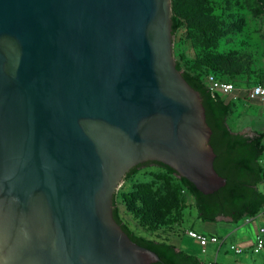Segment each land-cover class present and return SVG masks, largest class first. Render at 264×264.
<instances>
[{
  "label": "water",
  "instance_id": "obj_1",
  "mask_svg": "<svg viewBox=\"0 0 264 264\" xmlns=\"http://www.w3.org/2000/svg\"><path fill=\"white\" fill-rule=\"evenodd\" d=\"M212 135L172 0H0V264L159 262L115 196L147 162L217 192Z\"/></svg>",
  "mask_w": 264,
  "mask_h": 264
},
{
  "label": "trees",
  "instance_id": "obj_2",
  "mask_svg": "<svg viewBox=\"0 0 264 264\" xmlns=\"http://www.w3.org/2000/svg\"><path fill=\"white\" fill-rule=\"evenodd\" d=\"M234 0H226L227 3ZM260 1V12L264 13V0ZM173 34L186 28L188 37L194 42L197 58L191 62V70L183 68L177 59V68L183 71L187 82L203 98L207 122L213 131L211 145L217 155L214 167L227 180L226 186L217 192L204 195L185 178H179L170 167L152 162L163 171L153 175L149 182H138L132 190L121 192L126 211L139 226L154 236V239L136 236L120 217L116 206L114 217L130 238L142 247L155 252L160 261L153 264H218L204 262L196 254L189 253L162 238L159 233L172 230L174 224L183 223L189 208L186 195H190L197 212V220L202 223H218V218H230L232 224L247 219H255L264 213V194L260 186L264 184V132L252 134L236 132L229 125L233 112L235 94L224 98L212 92L206 78L212 74L221 82H252L264 86L263 78L248 74L245 61L239 60L235 49H220V40L232 30L242 31L244 19L229 13L231 26L224 27L223 19L211 8L210 0H172ZM222 17V16H221ZM184 59V56H180ZM187 61V60H186ZM252 86V87H253ZM251 87V88H252ZM151 162L145 165H150ZM143 165L132 169L126 179H131ZM125 179V180H126ZM194 230V229H191ZM220 239L223 237L217 235ZM207 236V235H205Z\"/></svg>",
  "mask_w": 264,
  "mask_h": 264
},
{
  "label": "rangeland",
  "instance_id": "obj_3",
  "mask_svg": "<svg viewBox=\"0 0 264 264\" xmlns=\"http://www.w3.org/2000/svg\"><path fill=\"white\" fill-rule=\"evenodd\" d=\"M212 10L223 19L224 27L231 26L229 13L241 16L244 19L242 31L232 30L225 34L220 40V49H235L239 55L240 61H245L248 74L260 75L264 82V13L260 12L259 0H234L227 3L226 0H210ZM222 16V17H221ZM174 55L187 71L191 70V62L197 58L194 42L188 37L186 28H181L174 35ZM180 56H184L181 59ZM187 60V61H186ZM190 68H189V67ZM252 82H236L237 94H235L233 112L229 117V125L236 132L252 134L254 131L264 132V100L261 98L246 101L245 90H250L254 85V78L250 77ZM163 170L155 164L145 165L129 180H125L122 187L116 194V206L119 209L120 217L130 230L140 237L154 239L150 233L144 231L138 222L126 211L122 203L121 192L132 190L133 185L138 182H149L154 179L153 175L161 173ZM186 202L189 206L183 223L174 224L172 230L161 232L162 238L168 239L170 243L189 253L196 254L204 262H214L218 264H236L246 260L248 264H264V249L260 254L235 255L230 251V243L234 241L235 230L245 229L250 235L255 234L261 227H264V215H260L251 222L243 221L239 224H232L231 221L222 220L219 223H202L197 220V212L194 208V202L190 195H186ZM194 229L200 233L210 236L213 233L221 234L226 242L219 249L215 244L208 245L203 251L192 239L186 236V230ZM234 231V232H233ZM229 252H228V251ZM228 252V253H226Z\"/></svg>",
  "mask_w": 264,
  "mask_h": 264
},
{
  "label": "built area",
  "instance_id": "obj_4",
  "mask_svg": "<svg viewBox=\"0 0 264 264\" xmlns=\"http://www.w3.org/2000/svg\"><path fill=\"white\" fill-rule=\"evenodd\" d=\"M206 83L207 86L212 90V92L217 93L223 96L224 98L233 95L234 92L237 91V87L235 84L229 82H221L217 80L215 76L212 74L207 76ZM258 98L264 100V86L255 85L250 90L248 89L245 90L246 101H252ZM260 189L264 194V184L260 186ZM262 215H264V213ZM247 221L250 222V219H247L246 222ZM186 233L190 239L197 242L198 245L203 248V251H205L204 248H206L209 244H218L221 246L224 243V241L216 235L207 237L195 230H188ZM230 248L231 251L237 256L243 255L245 252L244 248L236 245H231ZM263 249H264V228L262 227L259 229L257 235L255 236L252 251L254 254H260Z\"/></svg>",
  "mask_w": 264,
  "mask_h": 264
},
{
  "label": "crops",
  "instance_id": "obj_5",
  "mask_svg": "<svg viewBox=\"0 0 264 264\" xmlns=\"http://www.w3.org/2000/svg\"><path fill=\"white\" fill-rule=\"evenodd\" d=\"M253 219H250V222L252 221ZM222 221V220H221ZM227 221V220H226ZM220 221H218V223H219ZM262 228V227H261ZM264 228V227H263ZM189 230H191V229H189ZM188 230H186V232H187ZM198 232V231H197ZM234 232V231H233ZM217 233V232H216ZM215 233V234H216ZM257 233H258V231H256L255 232V234H252V235H250V233H248L245 229H240L239 231H237V230H235V233H234V241H232L231 243H230V247H231V245H236V246H239V247H242V248H244L245 249V252H244V254H250V253H252L253 251H252V247H253V245H254V240H255V236L257 235ZM202 235H205L204 233H201ZM186 236H187V233L185 234ZM217 235H219L220 237H224L223 235H221V234H217ZM210 236H214V233L213 234H211ZM210 236H207V237H210ZM223 241H225V240H223ZM195 242V241H194ZM197 245H198V243L197 242H195ZM225 243H223L221 246H223ZM210 245V244H209ZM213 245V244H212ZM215 246H217L218 247V249L221 247L220 245H218V244H215ZM202 248V247H201ZM228 251V250H227ZM230 251H231V248H230ZM229 252V251H228ZM228 252H226V253H228ZM231 253L232 254H234L232 251H231ZM192 254H194V253H192ZM242 261V263L243 262H245L244 264H248V262L246 261V260H241ZM227 264V263H226ZM236 264H240V263H236ZM253 264H256V262H254Z\"/></svg>",
  "mask_w": 264,
  "mask_h": 264
},
{
  "label": "flooded vegetation",
  "instance_id": "obj_6",
  "mask_svg": "<svg viewBox=\"0 0 264 264\" xmlns=\"http://www.w3.org/2000/svg\"><path fill=\"white\" fill-rule=\"evenodd\" d=\"M147 163H148V162H147ZM145 164H146V163H144V164H140V165H143V166H145ZM151 164H154V163H152V162H151Z\"/></svg>",
  "mask_w": 264,
  "mask_h": 264
}]
</instances>
